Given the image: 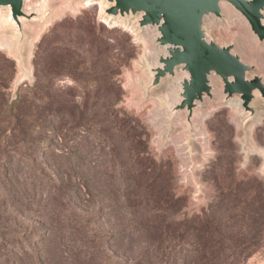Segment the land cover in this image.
Masks as SVG:
<instances>
[{"label":"rangeland","instance_id":"obj_1","mask_svg":"<svg viewBox=\"0 0 264 264\" xmlns=\"http://www.w3.org/2000/svg\"><path fill=\"white\" fill-rule=\"evenodd\" d=\"M25 8L48 9L52 16L35 23L22 60L11 39L6 9L0 8V31L5 33L0 36V90L11 101L23 85L49 83L50 99L36 104L45 111L43 115L51 112L65 117L68 130L66 138L55 143L56 151L36 152L35 166L19 155L0 159V230L5 225L18 232L7 239L12 251H0V264H171L165 250L169 245L166 229L175 226L170 216L185 220L209 208L220 191L215 175L221 168L231 201L225 212L211 217L241 226L242 217L229 219L230 213H264V204L259 203L264 195V184L259 183H264V144L259 142L264 105L249 126L248 150L237 117L240 105L206 108L204 132L188 158L182 128L165 137L157 118L162 91L153 92L142 103L143 94L135 84L144 77L140 62L153 49L149 32L139 34L123 22L109 23L101 16L100 0H27ZM83 20L108 31L120 29L131 42L118 36L123 45L113 47L107 63L96 59L95 70L74 74V68L67 65L69 60L53 55L51 38L54 29L62 31ZM213 31L219 40H236L243 56L257 62L264 72V43H258L242 16L234 12L226 22L215 24ZM79 42L82 46L74 44L76 49L90 58L88 41L81 37ZM49 61L53 62L50 72L46 68ZM110 105L122 111V122L128 120L131 132L127 136L141 141L140 147L148 151L153 166L146 174L140 175L128 139L100 117ZM6 115L0 106L2 130L12 125ZM89 123L95 126L88 128ZM12 149L0 140V151ZM63 172L74 176L79 186L60 185L57 175ZM153 192H171L172 210L164 211L162 201L152 203ZM258 221L259 214L249 225ZM229 235L244 238L254 234L235 231ZM247 264H264V245L249 256Z\"/></svg>","mask_w":264,"mask_h":264},{"label":"water","instance_id":"obj_2","mask_svg":"<svg viewBox=\"0 0 264 264\" xmlns=\"http://www.w3.org/2000/svg\"><path fill=\"white\" fill-rule=\"evenodd\" d=\"M26 1L0 0L22 60L35 23L52 16L48 9L27 10ZM100 1L101 16L109 23L123 22L136 33H150L153 49L140 62L144 77L135 84L143 94L142 103L153 92L162 91L157 118L165 137L182 128L181 141L190 158L193 145L204 132L206 108L234 103L241 107L237 117L248 150L249 126L264 105V72L257 62L243 56L236 40H219L213 27L237 12L263 44L264 0ZM0 36L5 33L0 31Z\"/></svg>","mask_w":264,"mask_h":264},{"label":"trees","instance_id":"obj_3","mask_svg":"<svg viewBox=\"0 0 264 264\" xmlns=\"http://www.w3.org/2000/svg\"><path fill=\"white\" fill-rule=\"evenodd\" d=\"M91 35H94V38ZM118 36L126 37L131 42L129 35L120 29L114 28L112 31H108L104 26H95L91 22L85 23L83 20L62 31L53 30L51 38V44L54 45L53 55H59L69 60L67 65L74 68V74H83L89 69H96V59L107 63L113 47L116 44L118 46L123 45L122 38ZM81 37L83 41H88L90 58L83 56V51L77 50L76 45H74L80 44L82 46L79 42ZM76 57L83 58V60L77 61ZM88 60H90L89 66ZM46 68L48 72L53 70V62L49 61ZM49 85V83L46 85L40 83L23 85L19 88L16 98L11 101L5 90H0V106L3 112L7 114L5 119L12 123L4 130L0 129V140L13 147L12 150L0 151V159H13V156L19 155L21 159L30 161L35 166L37 151L52 149L56 151V148H53L55 143L62 142L66 138L68 129L63 123L65 117L54 116L51 112L43 115L42 112L45 111L36 104V102L44 104L46 100L50 99L47 98L46 91V87ZM121 113L120 109H115L110 105L106 107L105 113L102 112L100 117H105L104 121L111 122L112 126L128 139L132 146L130 151L132 159L138 164L140 175H144L153 166L149 164L151 158L145 147H140L141 141L130 139L133 138L132 135L127 136L131 132V127L127 122L128 120L122 122V119L119 118ZM93 126L95 125L92 123L87 125L88 128ZM260 130L263 131V134L259 135V142L264 144V127ZM22 151L25 152V155ZM223 172L224 170L221 168L215 175L220 191L209 208L185 220L181 219L180 215L170 216V220L175 226L166 229V240L169 245L165 246V250L166 257L171 261V264H247L249 256L264 245V213L261 211L256 213L255 210H243L230 213L229 219H233L234 216L242 217L243 225L241 226H233L234 223L228 219L223 223L215 221L214 217L219 212H225L227 210L225 208H229L228 202L231 201L226 192L228 185ZM57 178L60 185L79 186L77 179L68 172H63L62 175L58 174ZM259 183L261 187L264 184L262 180ZM149 199L158 205H160L159 201H162L165 204L164 211L172 210L173 196L171 192L166 195H158L153 192ZM260 201L264 204V195L259 197V203ZM212 214L215 216L211 217ZM257 214H259V221L254 225H249ZM230 228L233 231L229 230ZM235 231L243 235L246 233L254 235L244 238H235L229 235ZM10 234L18 235V232L16 230L13 232L9 226L4 225V228L0 230L1 254H9L13 249L12 243L7 240L11 238L12 235Z\"/></svg>","mask_w":264,"mask_h":264}]
</instances>
